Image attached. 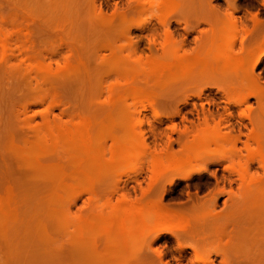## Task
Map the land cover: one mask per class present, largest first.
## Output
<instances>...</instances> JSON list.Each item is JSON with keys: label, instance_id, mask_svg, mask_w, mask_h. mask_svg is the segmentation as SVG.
I'll list each match as a JSON object with an SVG mask.
<instances>
[{"label": "rangeland", "instance_id": "374dc122", "mask_svg": "<svg viewBox=\"0 0 264 264\" xmlns=\"http://www.w3.org/2000/svg\"><path fill=\"white\" fill-rule=\"evenodd\" d=\"M178 56L190 66H177ZM159 62L170 75H156ZM262 83L264 0H0V195L10 189L19 210L53 217L45 234H33L31 263L264 264V231H244L250 210L236 173L262 175ZM87 124L92 141L83 147ZM53 128H74L72 157L97 152L98 179L65 177L73 164L63 144L45 139ZM117 142L133 156L113 162ZM54 162L60 167L50 168ZM62 198L67 220L47 210ZM151 201L181 221L141 238L136 209L150 212ZM116 218L138 240L127 238L126 249L104 235Z\"/></svg>", "mask_w": 264, "mask_h": 264}, {"label": "bare ground", "instance_id": "6f19581e", "mask_svg": "<svg viewBox=\"0 0 264 264\" xmlns=\"http://www.w3.org/2000/svg\"><path fill=\"white\" fill-rule=\"evenodd\" d=\"M114 6H115V8H114V10H117L116 8L118 7L117 6V4H114ZM117 6V7H116ZM129 8V7H128ZM127 8V9H128ZM130 8H132V7H130ZM115 13V12H114ZM102 14V13H101ZM116 14V13H115ZM103 17H105L104 15H103ZM102 17V18H103ZM236 21V20H235ZM169 22V21H168ZM163 24V23H162ZM166 24V23H165ZM169 24V23H168ZM168 24H166L167 26H168ZM165 25V26H166ZM163 27H164V24H163ZM165 28H167V27H165ZM167 29H169V27L167 28ZM164 30H166V29H164ZM167 31V33H168V30H166ZM170 31V30H169ZM154 34V33H153ZM168 35H170V34H168ZM172 36V35H171ZM152 39H153V37H152ZM154 43V42H153ZM1 45H3V44H1ZM8 45V44H7ZM6 45V46H7ZM151 47V46H150ZM223 51V50H222ZM143 52V51H142ZM151 53V52H150ZM172 53V52H171ZM174 53V52H173ZM140 54H142V53H140ZM176 55V54H175ZM184 55V54H183ZM138 56V55H137ZM182 56V55H181ZM189 57H191V56H189ZM233 57V56H232ZM232 57H231V59H232ZM238 57V56H237ZM177 58V57H176ZM192 59H193V56L191 57ZM236 57H234V59H235ZM241 58V57H240ZM178 65L177 66H180V67H182L181 69H183V66H185V65H183V61L185 60V57L183 56V57H179L178 56ZM156 60V59H155ZM176 60V59H175ZM188 60H190L188 63L190 64V62L192 63V61H193V63L195 64V61H196V58H194L193 60H191L190 58H188L187 59V61ZM159 61V60H158ZM170 61V60H169ZM198 61V60H197ZM231 61H233V60H231ZM236 62H237V64L238 63H240L241 62V60H239V59H236L235 60ZM256 61H257V59H256ZM259 61V60H258ZM79 62V61H78ZM151 62V61H150ZM175 62H177V61H175ZM202 62V61H201ZM80 63V62H79ZM79 63H76V65H78ZM118 63V62H117ZM157 62L155 61V64H156ZM165 63V62H164ZM170 63V62H169ZM257 63V62H256ZM256 63H255V61H254V66H256ZM155 64H153V66H155ZM163 63H161L160 64V62H159V65L160 66H157L158 65V63H157V67H163V68H158L157 69V67H155V70L153 69V71H155L156 72V70H157V74L155 73V72H152V75H151V73H147V75L149 74V75H151V77L152 76H155L154 74H156L159 78H161V76L162 75H164L163 73L161 74V73H158V70H159V72H160V69L162 70V71H166V73L167 74H169L168 73V71H169V68H170V64H168L167 65V62L165 63V65L163 64ZM173 64H174V62H173ZM176 64V63H175ZM197 64H198V62H197ZM197 64H196V66H197ZM203 64V63H202ZM70 65V64H69ZM162 65V66H161ZM182 65V66H181ZM71 66V65H70ZM70 66H68V67H65V68H69ZM175 66V65H174ZM186 66H187V64H186ZM185 66V67H186ZM190 65H188L187 67H189ZM196 66H194L193 67V69L196 67ZM50 67V66H49ZM73 67V66H72ZM150 67H152V66H150ZM172 67H173V65H171V70H172ZM203 67V66H202ZM253 67V66H252ZM251 67V68H252ZM149 68V67H148ZM47 69V68H46ZM69 69H72V68H69ZM166 69V70H165ZM192 69V70H193ZM196 69V68H195ZM252 69H254V68H252ZM68 70V69H67ZM67 70H65V71H67ZM149 70H150V68H149ZM173 70H174V68H173ZM161 71V72H162ZM145 72V71H144ZM149 72V71H148ZM150 72H151V70H150ZM175 72V71H174ZM173 72V73H174ZM189 72V74H190V72L191 71H188ZM195 72V71H194ZM133 73V72H132ZM146 73V72H145ZM154 73V74H153ZM165 73V75H167ZM176 73V72H175ZM174 73V74H175ZM193 73V72H192ZM158 74H161V75H158ZM132 74L130 73V76H131ZM170 75V74H169ZM132 76H134V78H135V75H132ZM156 76V77H157ZM188 76V75H187ZM48 77H49V75H48ZM148 78H150L149 76H147ZM163 77V76H162ZM185 77V76H184ZM165 78V77H164ZM170 78V77H169ZM177 78V77H176ZM180 78V77H179ZM174 78H172V80H173ZM254 79H255V77H254ZM129 80H130V77H129ZM132 81V80H131ZM256 81V80H255ZM132 84V83H131ZM260 84V83H259ZM263 84V83H262ZM262 86H264V84L262 85ZM130 87V86H129ZM132 87H130L129 89H131ZM264 88V87H263ZM255 92V91H254ZM126 93V92H125ZM251 93V92H250ZM260 93H264L263 91L262 92H260ZM260 93L259 94H257V92L255 93L256 95H259V97H260V99H262L263 97L262 96H260ZM122 94H124V93H122ZM122 94H120V95H122ZM127 95V94H126ZM119 96V95H118ZM117 96V98L115 99V101L116 102H119L123 97H121V96H119L118 97ZM122 96H124L125 97V94L124 95H122ZM263 96H264V94H263ZM116 97V96H115ZM248 97V96H247ZM262 97V98H261ZM260 99H259V101H260ZM113 117V114L110 112L107 116H106V119H111ZM91 123V122H90ZM80 128H81V126H80ZM79 128V129H80ZM83 128V127H82ZM81 128V129H82ZM91 126L90 125H85V128L84 129H82V131L80 132V135L78 136V138H81V140H80V142H82V144L84 145H82L83 147H85V144H89V145H86V147L87 146H91L90 144H91V137H92V133H91ZM53 129H55V128H53ZM77 130V131H80V130ZM73 130V132H71V130H68V128H65V129H61L60 128V130H58V131H56V129H55V131L53 130L52 131V129L50 130V131H47V135H45V139L46 140H48L49 142H50V144L52 143L53 145L54 144H63L64 145V149L66 150L65 151V153L66 154H70V156H71V159L70 158H68V156H65L66 154L64 153V150H63V154H64V157H67L68 159H70V165L71 164H73V166L71 165H69L70 166V169L71 170H69L68 169V171H69V173H67L66 171V174H64L65 175V177H67V176H70L69 177V180H70V178L73 180V178H75L74 180L75 181H77L76 179H78V180H82V181H86V182H90L91 180H93V179H95V178H97V176H99V174H101V170L99 169V167H98V164H96L97 163V161H93V159L94 160H96L98 157L97 156H94V154L95 155H97L96 153H95V150H93V152H91V153H93V154H91V153H89V151H87V153L85 152H83L84 153V155H82V156H77V154H76V156L74 155L73 157H72V155H71V153H72V151H74V149L76 148V146H77V140H78V142H79V139H77L76 140V138H77V133H76V135L74 134L75 132H74V128L72 129ZM255 130H257V129H255ZM207 131V130H206ZM260 131V130H259ZM209 134H211L210 132H208ZM260 133H262L263 134V132H262V130H261V132ZM208 134V135H209ZM240 134V133H239ZM206 136H207V134H206ZM210 136H212V135H210ZM254 136L256 137V135L254 134ZM209 138V137H208ZM38 140V139H37ZM48 141H47V143H48ZM120 142V141H119ZM203 142H204V140H203ZM256 142H257V146H258V150H259V152H260V154H262L261 155V157H263L262 158V160H263V162H260V163H262V175H260L259 177L257 176V177H248L247 175H246V170L243 168V169H241V167L237 170V172L236 173H238V175L241 177V179H242V181H243V185H242V187H243V193L241 192V202L246 206V204H249L248 206H249V208H248V210H250L249 212L247 211V213H245L246 215L244 216V217H246V218H243L244 219V224H246L245 225V229H244V231L245 232H252L253 230L255 231V229L256 230H261V231H264V137L261 135V134H259L258 135V137L256 138ZM92 143H94V141L92 142ZM124 143V142H123ZM117 144H118V142H117ZM127 144V143H126ZM233 144V143H232ZM41 145L43 146V144L41 143ZM135 145V144H134ZM60 146V145H59ZM81 146V145H80ZM93 146H94V144H93ZM58 147V146H57ZM56 147V148H57ZM62 147V146H61ZM126 146H125V144H124V146H122V144H118V146L117 147H115V149L117 150L116 151V155L115 156H113V162H121V161H125V160H127L129 157H131V154H132V156H133V152L135 151V150H129V148L127 149V148H125ZM208 147V146H207ZM55 148V149H56ZM60 148V147H59ZM191 148L192 147H190V150H191ZM194 148V147H193ZM48 149V148H47ZM60 149H63V147L62 148H60ZM97 149V148H96ZM49 150V149H48ZM195 150V149H194ZM198 150V149H197ZM196 150V151H197ZM45 151V150H44ZM56 151H57V149H56ZM68 151V152H67ZM70 151V152H69ZM192 151V150H191ZM203 151V150H202ZM54 152V151H53ZM62 152V151H61ZM76 152H77V150H76ZM99 152V151H98ZM101 152V151H100ZM190 152V151H189ZM135 153V152H134ZM199 152H197V154H198ZM201 153V152H200ZM73 154V153H72ZM192 154L193 153H191V156H192ZM80 155V154H79ZM90 155H92V157L90 156ZM135 155V154H134ZM190 155V154H189ZM202 155V154H201ZM69 156V157H70ZM88 156V157H87ZM99 156H100V154H99ZM112 156V155H111ZM194 156V155H193ZM193 156H192V158H193ZM208 156V155H207ZM89 157H91L90 158V160L92 161H90L89 163H87L88 161H86V163L84 162L85 161V159L84 158H89ZM186 157H189V159H190V156H188V154H187V156ZM210 157V156H209ZM195 158V157H194ZM73 159V160H72ZM188 159V160H189ZM63 160V159H62ZM109 160V159H108ZM107 160V161H108ZM193 160V159H192ZM201 160V159H200ZM52 161V160H51ZM54 161V160H53ZM52 161V162H53ZM57 161V160H56ZM66 161V160H65ZM110 161V160H109ZM204 161V160H203ZM210 161V160H209ZM208 161V162H209ZM214 161V160H213ZM57 162H61V161H57ZM200 161H198V163H199ZM202 162V161H201ZM259 162V161H258ZM56 162H54L53 163V165L52 166H50V168H53L54 169V167H56V169H57V167L58 166H55V165H57V164H55ZM61 163H63V162H61ZM100 163V162H99ZM189 163H191V162H189ZM68 164V163H67ZM172 164H173V162H172ZM176 164H178V163H176ZM197 164V163H196ZM202 164H203V162H202ZM40 165V164H39ZM60 165V164H59ZM189 165V164H188ZM187 165V166H188ZM42 166V165H41ZM48 166V165H47ZM200 166V165H199ZM198 166V167H199ZM60 167V166H59ZM58 167V168H59ZM63 167V166H62ZM111 167H112V165H111ZM178 167H180V166H178ZM191 167V166H190ZM189 167V168H190ZM202 167V166H201ZM44 169H46V168H44ZM43 169V170H44ZM63 169V168H62ZM65 169V168H64ZM161 169V168H160ZM180 169V168H179ZM181 169H183V168H181ZM181 169L179 170V171H181ZM233 169V168H232ZM236 169H237V167H236ZM49 169H47L46 171H44L43 172V177L45 176L46 177V173H47V171H48ZM186 170H187V168H186ZM56 171V170H55ZM61 171V169H59V172ZM64 171V170H63ZM71 171V172H70ZM182 172V171H181ZM191 173H193V172H191ZM68 174H70V175H68ZM63 176V175H62ZM65 177H63V178H61V179H65ZM101 177V176H100ZM66 179H68V178H66ZM98 179V178H97ZM68 180V181H69ZM73 180V181H74ZM60 181V180H59ZM64 181V180H63ZM62 181V182H63ZM65 182H67L66 180H65ZM70 182V181H69ZM68 182V183H69ZM80 182V181H79ZM95 183V182H94ZM61 184V183H60ZM7 187V186H6ZM65 187V186H64ZM5 190V189H4ZM61 190V189H60ZM65 190V189H64ZM0 191H2V190H0ZM5 193H4V195L2 196V195H0V228H1V230H0V232L2 233V231H3V229L5 230V231H3V233L5 234V242H6V244H5V246H6V248H5V246H4V250H6V253H4L5 254V257H4V261H3V259H1L0 261H1V263L0 264H26L27 262H29L30 264H32L31 262H36V261H34V259H35V257H32V258H34L33 260L31 259V254H34V252L35 253H37V251H38V246H35V245H33V248L34 247H38V248H36V250H33V249H31V251L29 252V249L32 247L31 246V240H33L34 238H32V237H34L33 236V234L35 233V232H37L38 230L41 232V230L42 231H44V233L43 234H45V230L48 228L49 229V225H51L52 223H48V224H46L48 221H49V219H51V218H53V217H51V216H49V217H45L44 218V216L43 217H40L39 215H41L40 213H39V215H38V212L36 213V211L35 210H31V209H24L23 211L22 210H19V207L17 208V206L19 205L18 204V202H20V201H18L17 203H16V200L17 199H15V202L13 201L14 199L12 198V195H14L13 193H12V190H7V191H4ZM65 192V191H64ZM245 192V193H244ZM243 194V195H242ZM246 194V195H245ZM15 196V195H14ZM22 196V195H21ZM243 196H245V197H243ZM26 197V196H25ZM24 197V198H25ZM15 198H16V196H15ZM243 198V199H242ZM247 199H248V202H247ZM20 200V199H19ZM64 200H65V202H64ZM63 200V198H62V201L64 202V203H62V201H58L57 200V203H61V204H58V206L57 207H55L54 205L52 206V207H55V208H51V209H47L48 210V212H49V214H55V213H57L58 214V216H61V214H63L64 215V217H65V219L67 220L68 218L66 217L67 216V214H66V209H67V204H68V201L66 202V199H64ZM243 200V201H242ZM24 201V200H23ZM245 201V202H244ZM55 202V201H54ZM52 203V204H55V205H57V203ZM247 202V203H246ZM25 203V202H24ZM24 203H22V204H24ZM151 203V205H150V207H151V210L150 209H148V210H150V212H148V213H144L143 212V210L142 209H136V211H137V213L139 214V216H138V220H139V222H140V230H139V234L141 235V238L142 237H144L145 235H146V232L148 233V231L149 232H151V230L152 231H155L154 233H158V232H160V231H162L163 229H165L166 228V226H167V228H168V226L170 227L171 225H175L176 223H178L179 221H181V216H179L178 214H175L174 212L172 213L171 211H167V210H165V209H163V208H161V206H160V204L159 203H157V201H151L150 202ZM246 203V204H245ZM25 205V204H24ZM23 205V206H24ZM145 205V204H144ZM143 205V206H144ZM20 207H21V205H20ZM25 207V206H24ZM23 207V208H24ZM27 207V206H26ZM23 208H21V209H23ZM30 208V207H29ZM122 208V207H121ZM34 209V208H33ZM45 209V210H46ZM58 212H60L61 214L59 215V213ZM120 212V211H119ZM119 212H117L118 214H119ZM250 213V215H249V218L247 217L248 215L247 214H249ZM44 214H46V213H44ZM48 214V215H49ZM57 214H55V215H57ZM43 215V214H42ZM117 215V214H116ZM131 215V214H130ZM56 217V216H55ZM242 217V216H241ZM130 218L132 219V217L130 216ZM248 218V223H246L247 221H245L246 219ZM48 221H47V220ZM55 219V218H54ZM54 219H52L53 221H54ZM239 219V218H238ZM126 220V219H125ZM128 221L130 220V219H127ZM126 220V221H127ZM241 220H242V218H241ZM125 221V222H126ZM127 221V222H128ZM134 221V220H133ZM56 222V221H55ZM130 222V224H129V228L131 227L130 225H132V221L130 220L129 221ZM128 222V223H129ZM128 223H126V224H128ZM134 223V222H133ZM242 222H241V224H243ZM46 224V225H45ZM69 224V223H68ZM125 224V223H124ZM243 224V225H244ZM134 225V224H133ZM132 225V227H134ZM208 225H210V224H208ZM208 225H204L205 226V228L208 226ZM48 226V227H47ZM64 226V225H63ZM108 227V229H107V232H106V234H104V235H106L105 236V238L107 237V240L106 239H104V240H106V241H108V242H111L114 246H119L120 248H122V249H126V247H127V242H128V244H129V242H130V240H127V238H131L130 236L129 237H126L125 236V231H124V229H126V225H125V227H124V225H123V221L121 220V219H119V218H116V219H113L108 225H107ZM212 226V225H211ZM255 228V229H253V227ZM124 227V228H123ZM204 228V229H205ZM154 229V230H153ZM203 229V230H204ZM207 229H208V227H207ZM206 229V230H207ZM53 229H51V231H52ZM70 230V229H69ZM73 230V229H72ZM71 230V231H72ZM94 230V229H93ZM129 230H132V228H130ZM202 230V231H203ZM54 231V230H53ZM53 231H52V233H51V235H53ZM126 231H127V229H126ZM205 231V230H204ZM253 231V232H254ZM47 232H48V230H47ZM46 232V233H47ZM83 232L85 233L86 231L85 230H83ZM91 232H93V231H91ZM89 233V231H87V233H85V234H92V233ZM0 233V234H1ZM49 233H50V231H49ZM75 233V231H73V234ZM79 232H77V234H78ZM127 233H128V231H127ZM42 234V235H43ZM151 234H153V233H151ZM151 234H148V235H151ZM40 235V234H39ZM75 235V234H74ZM143 235V236H142ZM3 236V235H2ZM71 236V235H70ZM82 236V235H81ZM83 236H84V234H83ZM95 236V235H94ZM101 236H103V235H101ZM100 236V237H101ZM203 236V235H202ZM1 237V236H0ZM80 237V236H79ZM92 237V236H91ZM134 237L135 236H133V241L132 242H134V240H136V239H134ZM53 238V237H52ZM151 238V237H150ZM39 239H41V238H39ZM38 239V240H39ZM132 239V238H131ZM3 241V240H2ZM1 241V242H2ZM35 241H36V239H35ZM49 241V240H48ZM70 241V240H69ZM103 241V240H102ZM136 241H138V240H136ZM4 242V241H3ZM38 242V241H37ZM36 242V243H37ZM64 242H66V241H64ZM73 242V241H72ZM97 242V241H96ZM105 242V241H104ZM131 242V244H133ZM31 243V244H30ZM33 243H34V241H33ZM36 243H34V244H36ZM40 243V242H39ZM55 243H59V241L58 242H55ZM55 243H53L52 242V244H50V246L49 247H52L51 245H53V244H55ZM78 243V242H77ZM80 243V242H79ZM82 243V242H81ZM71 244V243H70ZM76 244V243H75ZM99 244V243H98ZM106 244H110V243H106ZM38 245V244H37ZM57 244H55L54 246H55V248L57 247V248H59L60 249V246H56ZM62 246H63V244H61ZM65 245V244H64ZM82 244H80V246H81ZM83 247L85 248V247H87L88 246V242H87V245L83 242ZM86 245V246H85ZM100 245H102V244H100ZM28 246H31V247H29V249H28V252H29V254H27L28 252H27V248H28ZM53 246V247H54ZM129 246V245H128ZM75 247V246H74ZM1 249H2V247H1ZM41 249V248H40ZM39 249V250H40ZM75 249H77V250H79L80 251V249H78L77 247L75 248ZM74 249V250H75ZM128 249V251H129V247L127 248ZM33 250V251H32ZM47 250V249H46ZM33 252V253H32ZM65 252H67V251H65ZM64 252V253H65ZM69 252V251H68ZM67 252V253H68ZM75 252H76V250H75ZM69 254V253H68ZM67 254V255H68ZM70 254H71V252H70ZM69 254V255H70ZM28 255H29V258L32 260V261H30V259L28 258ZM53 255V254H52ZM68 255V256H69ZM120 255H122V254H120ZM32 256H37V255H32ZM54 256V255H53ZM73 256L75 257V259H77L78 257H76V256H78V255H74V253H73ZM73 256H71V257H73ZM38 257V256H37ZM74 257H73V259H74ZM40 259V258H39ZM38 259V260H39ZM54 259V258H53ZM61 259V258H60ZM66 259V258H65ZM78 260H80V259H77V260H75V261H77L76 263H78ZM64 261V260H63ZM74 261V262H75ZM81 261V260H80ZM72 262V261H71ZM40 263V262H39ZM56 263V262H55ZM38 264V263H37Z\"/></svg>", "mask_w": 264, "mask_h": 264}]
</instances>
